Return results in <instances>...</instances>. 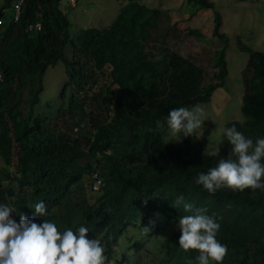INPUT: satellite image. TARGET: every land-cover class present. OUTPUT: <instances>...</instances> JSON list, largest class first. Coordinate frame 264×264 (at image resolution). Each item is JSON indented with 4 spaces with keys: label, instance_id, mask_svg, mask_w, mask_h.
<instances>
[{
    "label": "trees",
    "instance_id": "obj_1",
    "mask_svg": "<svg viewBox=\"0 0 264 264\" xmlns=\"http://www.w3.org/2000/svg\"><path fill=\"white\" fill-rule=\"evenodd\" d=\"M62 1L26 0L21 19L7 18L0 26V149L8 159L0 165V204L15 210L11 215L17 222L24 214L38 224L47 219L61 232L88 228L90 238L101 240L106 264L129 229L148 234L143 226L168 231L165 246L152 245L164 251L154 264H197L198 250L179 247L177 227L179 218L190 214L183 203H192L215 214L221 225L217 239L228 249L221 264H264V191L225 188L213 195L195 182L231 153L225 134L212 156L204 155L205 138L167 144L160 132L173 108L207 104L225 85L229 39L219 32L215 3L185 1L191 16L213 10L215 34L226 41L215 50V72L206 81L205 71L172 51L157 32L143 39L115 21L88 40L80 34L70 38ZM37 22L41 29L29 32ZM69 46L71 58L66 56ZM243 51L248 62L242 75V119L226 128L235 126L255 141L264 138V51L247 46ZM60 63L67 75L60 92L64 103L53 115L38 114L46 73ZM126 135L143 137L144 146L118 157L113 142ZM85 174L92 182L98 174L103 182L92 204L79 192ZM181 195L184 201L177 207ZM41 201L47 216L30 208ZM133 245L134 253L122 255L127 263L146 249L141 242Z\"/></svg>",
    "mask_w": 264,
    "mask_h": 264
},
{
    "label": "rangeland",
    "instance_id": "obj_2",
    "mask_svg": "<svg viewBox=\"0 0 264 264\" xmlns=\"http://www.w3.org/2000/svg\"><path fill=\"white\" fill-rule=\"evenodd\" d=\"M186 0H63L61 8L71 21L70 38L82 35L84 40L98 31L110 26L115 21L124 24L129 32L136 37L151 39L160 34L172 51L200 66L206 75V81H211L215 72V50L225 46V39L216 36L215 13L213 10H201L191 16L185 4ZM220 14L221 26L219 32L228 39L226 59L228 62V77L224 87L218 89L207 104H201V119L204 125L197 130L195 136L180 139L168 132L167 126L160 124V132L167 144L184 139L208 140L207 153L219 150L220 138L224 134L226 124L242 119L240 106L244 91L243 70L248 62V53L243 46L264 51V0H212ZM132 3V4H129ZM159 11L160 14H158ZM9 19V15L5 20ZM158 28V29H157ZM158 34H157V33ZM66 56L71 58L73 50L66 48ZM45 92L36 112L41 115L56 113L64 103L60 92L67 82L64 63L49 68L45 76ZM144 146V138L126 135L114 140L112 150L116 156L125 153L140 152ZM0 149V165L8 163ZM3 162V163H2ZM83 201L92 204L100 195L91 191L92 177L85 174L82 180ZM146 208L140 210L144 212ZM168 232V231H166ZM161 228L153 227L145 236L138 229L131 228L121 238V247L116 249L115 258L109 264H154L156 259L164 256V251L155 249L153 244L167 243L168 234ZM135 242H141L146 249L136 252L130 258V263L124 259L123 253H134ZM155 246V245H154ZM131 249V250H130ZM149 250V253L146 251ZM151 252V253H150ZM155 257V260L152 258ZM215 264V262H212Z\"/></svg>",
    "mask_w": 264,
    "mask_h": 264
},
{
    "label": "clouds",
    "instance_id": "obj_3",
    "mask_svg": "<svg viewBox=\"0 0 264 264\" xmlns=\"http://www.w3.org/2000/svg\"><path fill=\"white\" fill-rule=\"evenodd\" d=\"M201 113L199 105L173 108L166 117L168 132L179 139L181 133L184 137L199 138L196 132L204 125ZM224 134L231 145V153L206 173H199L196 184L213 195L225 188L241 192L246 189L264 191V138L254 141L235 126L226 128ZM205 154L216 156L217 152ZM182 201L181 195L175 200V206L179 207ZM30 208L39 215H48L42 201ZM14 211L0 204V264H106L102 242L90 238L88 228L81 226L75 231L68 228L61 232L47 219L38 224L24 214L17 222L11 215ZM183 211L190 214L179 218V247L185 251L198 250L197 264H221L228 249L217 239L221 225L215 214L208 215L206 208H197L192 203H183ZM154 223L149 221L151 226ZM151 230L143 226L145 233Z\"/></svg>",
    "mask_w": 264,
    "mask_h": 264
},
{
    "label": "built area",
    "instance_id": "obj_4",
    "mask_svg": "<svg viewBox=\"0 0 264 264\" xmlns=\"http://www.w3.org/2000/svg\"><path fill=\"white\" fill-rule=\"evenodd\" d=\"M25 3L26 0H0V26L5 23V18L7 15H9V18L12 19L14 22H18L24 12ZM40 29L41 23L39 22L30 24L27 28L29 32ZM1 80L2 76L0 74V81ZM102 186V179L98 174H95L92 182L93 192H99Z\"/></svg>",
    "mask_w": 264,
    "mask_h": 264
}]
</instances>
